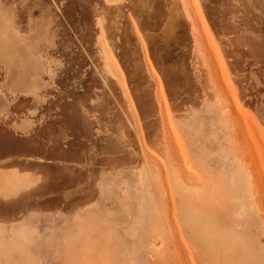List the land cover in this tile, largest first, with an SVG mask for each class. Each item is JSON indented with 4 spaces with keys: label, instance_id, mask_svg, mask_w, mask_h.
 Instances as JSON below:
<instances>
[{
    "label": "rangeland",
    "instance_id": "obj_1",
    "mask_svg": "<svg viewBox=\"0 0 264 264\" xmlns=\"http://www.w3.org/2000/svg\"><path fill=\"white\" fill-rule=\"evenodd\" d=\"M0 13L55 60L0 117V264H264V0Z\"/></svg>",
    "mask_w": 264,
    "mask_h": 264
},
{
    "label": "bare ground",
    "instance_id": "obj_2",
    "mask_svg": "<svg viewBox=\"0 0 264 264\" xmlns=\"http://www.w3.org/2000/svg\"><path fill=\"white\" fill-rule=\"evenodd\" d=\"M13 16L0 13V68L6 70L4 84L1 86L6 96L10 95L15 104L20 96H28L32 100L42 98L40 94L47 89L48 82H43L40 77L46 74L50 80L53 79L51 64H55V60L45 61L39 51L42 42L46 49L52 46L48 23L43 18L33 20L35 26L24 35L18 31ZM1 99L0 97V117L8 114V100ZM35 112L36 110H30L29 114L33 117ZM22 127L20 126L21 130Z\"/></svg>",
    "mask_w": 264,
    "mask_h": 264
},
{
    "label": "crops",
    "instance_id": "obj_3",
    "mask_svg": "<svg viewBox=\"0 0 264 264\" xmlns=\"http://www.w3.org/2000/svg\"><path fill=\"white\" fill-rule=\"evenodd\" d=\"M0 74H1V68H0ZM4 84V81H1L0 82V97L2 98L1 100H5L7 99V96H6V93L4 92V88L1 86ZM31 100L32 98L31 97H28V96H20V98L18 100H16L17 102L19 101H27V100ZM16 103V102H15ZM20 126H23V130H19L18 132L19 133H25L26 130H28L31 126H32V120L31 119H27L25 121H23L22 123L18 124Z\"/></svg>",
    "mask_w": 264,
    "mask_h": 264
}]
</instances>
